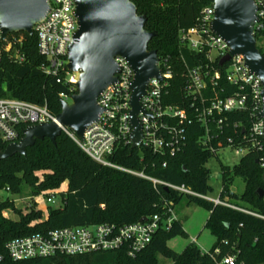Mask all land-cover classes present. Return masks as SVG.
I'll list each match as a JSON object with an SVG mask.
<instances>
[{
	"label": "trees",
	"instance_id": "obj_1",
	"mask_svg": "<svg viewBox=\"0 0 264 264\" xmlns=\"http://www.w3.org/2000/svg\"><path fill=\"white\" fill-rule=\"evenodd\" d=\"M137 14L146 19L145 30L155 33L148 50L155 51L161 62L166 61L172 78L169 81L164 103L184 110L189 124L184 123L185 147L174 157L156 156L143 149L122 147L108 160L119 167L142 172L144 175L174 187H184L190 192L207 197L212 192L208 185L207 162L216 155L201 144L205 136L203 126L195 117L192 101L185 96V68L206 64L203 56L183 50L179 46L180 31L198 25L202 10L213 5V0H131ZM19 52L25 56L23 65L10 63L6 58L0 63V99L9 98L36 106H45L57 116L61 112L59 95L67 92L64 84L45 76L40 67L45 60L37 52L36 35L17 34ZM259 36L256 37L258 40ZM12 37L9 39V41ZM260 51V50H259ZM261 55L264 53L260 51ZM223 97L235 92L225 86ZM76 93V92H75ZM197 106V104H196ZM251 120L246 111L226 114L222 124L223 135L213 140L211 147L227 148L228 139L233 148L246 147L243 132ZM23 128L20 129L22 137ZM7 145L0 139V151ZM264 157L254 149L248 150L238 165L221 167V191L219 201L264 217V179L258 161ZM165 164V166H163ZM244 183L241 195L230 193L234 179ZM67 184L65 193H58L62 184ZM9 190L11 196L47 198L52 193L60 196L58 209L49 205L44 211L14 209L6 199H0V264H159L160 259L169 264H219L226 257L234 258V264H264V221L236 210L165 188L153 186L138 177L103 167L85 156L64 134L52 145L47 139L35 141L23 156L0 161V192ZM261 190L260 198L257 191ZM55 196V197H56ZM185 199L207 213L204 229L215 239L207 251L195 244H187L178 253L169 247L177 238L187 239L176 217L171 227L160 229L151 243L136 257L127 256L125 248L114 252L76 257L55 256L25 262L11 261L5 244L19 237L47 233L61 228L98 224L123 227L140 222L154 215H162L167 206L173 210ZM7 209L14 210L17 221L2 215Z\"/></svg>",
	"mask_w": 264,
	"mask_h": 264
},
{
	"label": "built area",
	"instance_id": "obj_2",
	"mask_svg": "<svg viewBox=\"0 0 264 264\" xmlns=\"http://www.w3.org/2000/svg\"><path fill=\"white\" fill-rule=\"evenodd\" d=\"M253 2L256 7L254 35L264 37V0H253ZM48 4L49 10L46 16L34 26L37 52L45 60L40 71L45 76L56 79L58 84L66 86L67 92L60 94L59 98L60 102L70 104V98L76 92L75 86L79 78V74L67 70L68 48L74 42V34L77 30L74 1L48 0ZM213 18L212 5L202 10L196 27L180 31L178 36L181 49L203 56L206 62L194 68H185L184 73L185 96L192 101L191 108L194 109L196 120L205 131L201 144L209 148L212 153L223 150V148L213 149L211 143L223 135L222 124L225 115L246 111L251 123L248 130L242 132L243 140L248 143V146L233 148L232 140L228 139L227 148L235 150L237 154L246 155L250 147L257 153L264 154V123L258 117L262 109L260 81L249 73L242 56H232L219 66V63L229 54V48L221 38L211 33L210 23ZM13 36H9L2 42L0 33V63L6 58L12 64L23 65L25 56L17 48L21 41L15 40ZM115 63L119 70L116 82L107 87L97 99V106L102 113L98 121L84 131L81 138L68 128L59 125L56 116L52 115L45 106L40 107L16 99L2 98L0 99L1 141L6 145L16 144L22 138L20 129L54 123L61 134L68 137L85 156L97 164L146 180L153 186L163 185L182 194L206 200L205 197H200L184 187L162 184L142 172L124 169L108 160L120 148L128 146L131 148L129 103L133 73L124 59L116 58ZM158 66L161 71L160 79L149 80L146 93L140 100L141 111L137 119L142 139L136 149L146 150L156 156L174 157L184 150L183 126L190 121L184 110L164 103L172 74L166 61L161 62L159 59ZM225 86L235 90L232 96L223 97L226 93ZM258 164L264 170V157L259 159ZM3 192L9 196L7 200L13 204L14 209L21 212L31 208L42 211L39 206L40 198L47 205H55L57 195L52 193L44 200L43 196H11L8 189ZM211 202L264 221V217L222 203L219 199ZM2 215L11 221L18 220H14L12 209L4 210ZM175 220L174 210L167 206L164 214L154 215L135 224L123 227L98 224L55 229L44 234L36 233L14 238L8 241L4 248L8 258L13 262L42 260L55 256L93 255L114 252L121 248L126 249L128 257L134 258L151 243L160 229L168 230ZM195 243L196 240L192 239L191 244ZM219 264H234V258L226 257Z\"/></svg>",
	"mask_w": 264,
	"mask_h": 264
},
{
	"label": "water",
	"instance_id": "obj_3",
	"mask_svg": "<svg viewBox=\"0 0 264 264\" xmlns=\"http://www.w3.org/2000/svg\"><path fill=\"white\" fill-rule=\"evenodd\" d=\"M73 1L77 30L74 42L68 48L67 70L79 74V78L70 104L60 102L61 112L56 116V121L81 138L84 131L98 121L102 110L97 106V99L107 87L116 82L119 70L115 59L122 58L133 73L129 122L132 129L131 148L136 149L142 139L137 119L141 111L140 100L146 93L149 80L160 79L161 73L158 55L148 50V44L155 33L145 30L146 19L137 14L131 0ZM48 10V0H0L1 41L17 34L32 36L34 26L46 16ZM213 10L210 31L229 48V54L219 66L232 56L243 57L247 70L261 84L262 109L258 117L264 123V56L257 48L253 31L256 22L254 2L213 0ZM60 134V129L54 123L28 127L22 131L18 143L9 144L0 151V161L14 155L23 156L35 141L47 139L55 145ZM257 193L260 198L263 196L261 190Z\"/></svg>",
	"mask_w": 264,
	"mask_h": 264
},
{
	"label": "rangeland",
	"instance_id": "obj_4",
	"mask_svg": "<svg viewBox=\"0 0 264 264\" xmlns=\"http://www.w3.org/2000/svg\"><path fill=\"white\" fill-rule=\"evenodd\" d=\"M257 48L264 53V37H259L257 40ZM244 154H237L235 150H231L229 148H225L223 150H219L215 156H213L205 165V168L210 173V178L208 181V185L211 187L212 192L207 194L206 200L212 201L217 200L221 191V167H229L232 168L238 165L241 158ZM67 190V184L64 183L61 185L58 193H65ZM230 193L241 195L244 190V183L236 178L233 183L229 187ZM29 191L26 190L22 197H28ZM9 198L4 192H0V199ZM44 198V197H42ZM45 200V198H44ZM60 196L55 197V205L52 206L54 209H58L60 206ZM39 206L44 211L49 205L42 202V199H39ZM14 220L18 219V215L16 216L14 210ZM175 216L178 218L181 223L183 229L186 231L188 235L187 239L177 238L169 244V247L175 252L180 253L184 247L190 243L189 238L197 239V244H195L200 250H209L211 246L214 244L215 239L209 234L207 230L204 229V225L207 219V213L201 208L187 204L185 199L175 206L174 208ZM159 264H169L167 261L160 259Z\"/></svg>",
	"mask_w": 264,
	"mask_h": 264
},
{
	"label": "crops",
	"instance_id": "obj_5",
	"mask_svg": "<svg viewBox=\"0 0 264 264\" xmlns=\"http://www.w3.org/2000/svg\"><path fill=\"white\" fill-rule=\"evenodd\" d=\"M177 219H178V218H177ZM184 231H185V230H184ZM185 232H186V231H185ZM192 239H195V238L190 237V238H189V240H190L189 242H190V243H191V240H192ZM195 240H196V243H195V244H197V239H195ZM190 243H188V244H190ZM202 251L205 252V251H207V250H202Z\"/></svg>",
	"mask_w": 264,
	"mask_h": 264
}]
</instances>
